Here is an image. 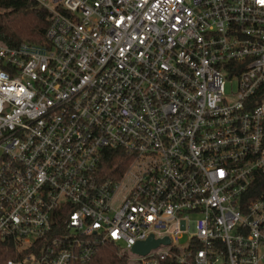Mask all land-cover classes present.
Instances as JSON below:
<instances>
[{
	"label": "built area",
	"instance_id": "2783aa9c",
	"mask_svg": "<svg viewBox=\"0 0 264 264\" xmlns=\"http://www.w3.org/2000/svg\"><path fill=\"white\" fill-rule=\"evenodd\" d=\"M32 1L43 39L0 42L6 264H264V0Z\"/></svg>",
	"mask_w": 264,
	"mask_h": 264
},
{
	"label": "trees",
	"instance_id": "16d2710c",
	"mask_svg": "<svg viewBox=\"0 0 264 264\" xmlns=\"http://www.w3.org/2000/svg\"><path fill=\"white\" fill-rule=\"evenodd\" d=\"M48 13L32 0H0V42L16 47L22 42H40L48 27ZM132 157L120 148H107L99 162L101 179H117L129 167ZM16 256L11 240H0V264ZM82 264H130L126 254L107 242L99 245L94 256Z\"/></svg>",
	"mask_w": 264,
	"mask_h": 264
},
{
	"label": "water",
	"instance_id": "95a60500",
	"mask_svg": "<svg viewBox=\"0 0 264 264\" xmlns=\"http://www.w3.org/2000/svg\"><path fill=\"white\" fill-rule=\"evenodd\" d=\"M160 244L168 245L169 239H154L149 235L144 241H138L131 247V252L139 255H146L150 250L157 248Z\"/></svg>",
	"mask_w": 264,
	"mask_h": 264
},
{
	"label": "rangeland",
	"instance_id": "374dc122",
	"mask_svg": "<svg viewBox=\"0 0 264 264\" xmlns=\"http://www.w3.org/2000/svg\"><path fill=\"white\" fill-rule=\"evenodd\" d=\"M122 192H124V190H122ZM186 241H187V237H186V236H183L179 242H180L181 244H184ZM121 246H122V245H121ZM131 256H132V255H131ZM130 264H134V263L131 262Z\"/></svg>",
	"mask_w": 264,
	"mask_h": 264
}]
</instances>
